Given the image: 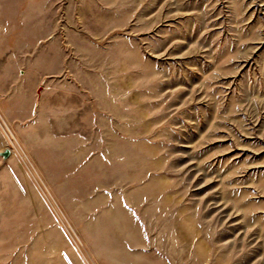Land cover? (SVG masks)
<instances>
[{"label": "rangeland", "instance_id": "374dc122", "mask_svg": "<svg viewBox=\"0 0 264 264\" xmlns=\"http://www.w3.org/2000/svg\"><path fill=\"white\" fill-rule=\"evenodd\" d=\"M0 264H264V0H0Z\"/></svg>", "mask_w": 264, "mask_h": 264}, {"label": "water", "instance_id": "95a60500", "mask_svg": "<svg viewBox=\"0 0 264 264\" xmlns=\"http://www.w3.org/2000/svg\"><path fill=\"white\" fill-rule=\"evenodd\" d=\"M9 155V150H7V151H5L4 153H3V156L4 157H7Z\"/></svg>", "mask_w": 264, "mask_h": 264}]
</instances>
